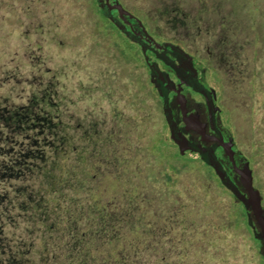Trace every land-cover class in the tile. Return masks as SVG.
Masks as SVG:
<instances>
[{
	"label": "rangeland",
	"instance_id": "rangeland-1",
	"mask_svg": "<svg viewBox=\"0 0 264 264\" xmlns=\"http://www.w3.org/2000/svg\"><path fill=\"white\" fill-rule=\"evenodd\" d=\"M118 1L143 23L155 42L172 40L196 57L203 70L199 75L215 90L219 125L244 161L255 157L256 162L249 164L255 169L260 166L264 178V0ZM88 6L93 8V15ZM99 19L97 0H0V109L47 100L52 105L42 106L48 115L57 114L69 125L72 143L84 131L90 138L85 143L79 139L83 142L79 146L92 143L96 149L92 152L97 153L106 151L101 143L109 142L108 146L115 149L116 163L112 165L101 155H89V175L97 174L93 179L88 177L84 188L72 187L74 191L67 192L64 187L58 192L77 199L66 202L70 206L66 216H73L72 209L79 206L83 219L94 215V200L85 189L95 187L98 197L111 199L117 191L114 178L122 170L130 172L135 184L138 179L149 182L144 169L150 162L153 183L149 187H161L155 178L161 179L160 169L170 170L167 161L161 156L155 163L153 157H144L141 152L134 157L138 144L150 145L160 136L168 142V151H178L171 145L160 97L139 45L122 32L97 25ZM182 93L180 98L187 96L192 108L199 109L201 121L206 122V107L198 104L204 103L203 97L194 89ZM178 110L180 124H187V116L183 122V110ZM76 125L81 128L73 127ZM89 144L87 149L92 150ZM184 155L199 157L191 151ZM50 158L38 162V168H43L41 174L22 182L9 181V189L17 192L16 197L11 192L3 206L9 219L0 231L1 264L13 259L17 264L64 261L65 246L57 247L62 234L50 227L54 216L38 208L42 203H36L41 195L51 196V192L40 189L41 182L58 169ZM126 159L128 164L123 163ZM170 162L180 166L178 161ZM190 165L178 175L177 187L182 196L187 189L192 195L176 219L170 217L178 210L176 204L170 211L161 201L146 208L151 233L143 232L140 237L154 245L147 250L149 264H192L195 256L200 258L202 254L211 256L212 264H262L252 248V233L249 235L243 224L234 226L231 221L229 190L218 184L204 165ZM139 168L143 169L141 174ZM263 189L259 194L264 207ZM28 197L34 204L21 210L20 203ZM157 211L162 215L156 217ZM65 218L64 212L60 213V220ZM86 222L75 221V231L87 232ZM142 227L131 230V235H139ZM216 236L220 250L205 253L200 249V244ZM194 246L199 249L194 250ZM52 247L60 254L56 260H51Z\"/></svg>",
	"mask_w": 264,
	"mask_h": 264
},
{
	"label": "trees",
	"instance_id": "trees-1",
	"mask_svg": "<svg viewBox=\"0 0 264 264\" xmlns=\"http://www.w3.org/2000/svg\"><path fill=\"white\" fill-rule=\"evenodd\" d=\"M121 6L123 7V5ZM110 9L111 13L116 17L111 7ZM113 9L115 11L119 10L118 6H114ZM98 10L100 23L97 21L98 24H96L104 29L110 27L118 31V27L108 17L106 10L102 9L99 4ZM88 11L91 12L90 14H94L91 6H88ZM119 13L121 14L120 10ZM90 14H87L89 18ZM132 21L134 20L132 19ZM134 23L136 22L134 21ZM95 32H97V30L94 31L93 34ZM134 55L135 53L133 56ZM182 94V92L175 93L169 103L173 110L179 111L178 109L181 108L183 110L182 113L187 116L188 122L184 127V132L188 133L191 137L208 139L211 136L208 129V122L201 121L199 109L196 108L194 110L192 108V104L190 103L191 100H189L187 96L180 98ZM160 102L162 104L161 98ZM43 104L47 105V107L52 105L47 100H40L30 105H18L12 109H0V207H2V212L0 213V231L5 225V222L9 219L7 209L3 206L9 194L12 192L16 197L17 192L16 189H9V187H11L9 181L22 182L28 180L27 178H31L32 175L41 174L43 168H38V162L51 160L50 157H52L53 162L56 161L58 169L56 173H50V178H48L46 182L42 181V186L40 187L41 191H45L44 189H46L47 193L51 192V196L41 195L36 203H42L43 205H39L38 208L43 207L53 214L54 217L50 227L51 229H57L58 232L62 234V238H59L61 241L57 247L62 248V246H65V253L63 256L64 261L60 262V264H149L147 258L149 252H147V250L149 251L154 245L147 241L146 238L140 237L143 236V232L144 234L151 233V229L148 226L149 215L146 208L151 207V203L155 204L161 201L167 208L169 207V211L173 208V205L176 204L174 207L178 209V213L171 212L170 217L181 214L183 205H185L184 203H186L192 195V190L190 192V189H187L182 196V192L177 187L180 181L178 175L191 163L192 166L197 168H200L199 164L204 165L211 175L215 177L217 183L221 184L213 169L199 157L187 158L185 155L179 154L177 150L174 152L168 151V142L163 140L162 137L157 136L150 145L146 144L140 147L138 144L137 148H135L136 152L134 157L141 152L144 157L146 155L153 157L155 163L158 162L156 159L161 156L167 161V166L170 170L160 169L161 179L158 180L155 178V182H161V187L157 189H153V186L152 188L149 187V185L153 183L151 182L152 171H150L153 168L150 167V162H148L149 166L144 169L146 171L145 177L149 182L138 179L139 183L135 184L130 172L123 173L122 170V172H119L114 178L116 183L114 187H116L117 191L111 199L105 201V199L103 200L98 197L94 189L95 187L88 186L87 189H85L91 195L90 197L92 200H94V215H92L91 218L88 216L83 219V212L79 206L75 210L72 209L73 216L70 215L67 217V210L70 206L66 205V202H75L77 199H74L75 197H63L61 193L58 192L64 187L67 192L78 189V186L84 188V184L88 182V177L93 179V176L97 173L95 172L89 175L87 164L89 155L91 153H96L92 152L96 149L92 143H88L93 147L92 150L87 149L88 144H85L83 147L78 145L81 141L85 143L86 139L90 138L84 131L79 137L81 141L79 142L78 139L76 142L72 143L70 140L73 139V137H71L67 131V127L70 128L69 125L60 119L57 114L54 117L48 115V111L42 106ZM198 104H203L205 106L204 103ZM216 123L223 140V145L219 149L220 153L218 157L230 178L241 191H246L247 180L249 175H251L253 187L260 192V188H264V178L261 176L260 166L255 169L249 164V162H254L256 160L254 159L255 157L244 161L239 150L233 142L229 140L227 132L219 125L218 121H216ZM166 124L165 122V125ZM77 126L80 127L79 125L73 127ZM203 132H207V136L203 135ZM91 136L93 135L91 134ZM108 143L109 142H106L105 145L101 143L102 147H106V151L97 152L96 154L101 155V158L106 160L107 164L112 165L116 163V161H114L116 154H114V147H109ZM171 145L177 148L173 142H171ZM140 149L142 151H140ZM256 154H258V152H256L255 155ZM72 159L74 163L70 164ZM173 160L180 162V166L170 162ZM123 163L128 164V159ZM73 166L74 169H72ZM78 169H80L79 172H77ZM142 170L143 169L139 168V174H141ZM148 170L150 175L149 172H147ZM133 174L137 175L135 171H133ZM71 180L74 183H72ZM74 184H77V186ZM230 196L232 198L230 199V207L233 210V219H231L233 225L243 224L250 235L252 232L247 224L242 203L239 202L231 192ZM97 197L100 199H97ZM34 202L33 199L28 197L25 202L20 203L21 206L19 208L21 209L22 206L23 208L29 207V205L34 204ZM74 206L76 205H73L71 208H74ZM253 206L258 225L264 232V209L256 204H253ZM236 207H240V210L238 211ZM62 212H64L66 217L63 221L62 219L60 220V213ZM154 215L159 217L162 213L157 211ZM82 220H87V232L81 233L75 231L73 223L75 221L81 223ZM178 221L180 220L178 219ZM152 222L154 224V219ZM139 225H141V227L143 226L144 229L139 235L133 237L131 235V230L141 228L138 227ZM234 226L232 228H234ZM251 241L252 248L262 260V264H264V243L255 239L253 235L251 236ZM193 244L194 243L190 244V246ZM155 245L157 246L156 243ZM218 245L216 236L200 244L199 247L201 250H204L205 253H210L211 250H220ZM199 247L194 246V250L199 249ZM55 249V247H52L49 250V252H51V260H56L55 257L60 255H57ZM153 249L156 250L155 248ZM210 257L208 258L206 255L202 254L200 258H198L196 255L195 258H197V260L192 261V264H212L213 261ZM157 262L156 264H158ZM6 264H17V262L14 263L13 259L7 261ZM18 264H24V262Z\"/></svg>",
	"mask_w": 264,
	"mask_h": 264
},
{
	"label": "water",
	"instance_id": "water-1",
	"mask_svg": "<svg viewBox=\"0 0 264 264\" xmlns=\"http://www.w3.org/2000/svg\"><path fill=\"white\" fill-rule=\"evenodd\" d=\"M97 2L102 9L106 10L108 17L114 22V24L118 27V29H120L121 31L127 34V31L124 29V25L121 22V20H119L111 13V9L108 1L97 0ZM117 6L121 14H124L128 16L130 19H133L138 24L139 28H141L144 31L145 36L143 38L147 42V46L149 47V49L155 53L156 58H161L165 63L170 64L172 67H176V68L182 66L183 65L182 62H185L183 59H185L189 66L188 71L191 72V78L193 79L197 78V70L192 65L193 59L190 53L186 52L180 46L168 41L156 43L147 33L141 21L136 16L132 15L130 12L125 10L119 2H117ZM139 45L141 47V52L144 55V58L147 61V64L150 69L151 82L153 83L154 87L157 89L158 94L162 100V109L168 126L169 137L171 141L177 146L179 154L184 155L187 151L195 152L198 154L199 158L203 162H205L213 169L214 173L219 178L221 184L224 187H226L239 202L242 203L246 214L247 224L251 229L253 237L264 243V232L262 228L258 225L253 204L255 203L256 205H258L263 209L264 207L261 205L260 200L257 199L254 195L253 192L254 187L252 184L251 175H249L247 180L246 191H241L238 188V186L233 182V180L230 178L229 174L223 167L216 152L217 148L223 145V140L216 123V112L218 110V106L215 104V98H216L215 90L213 88H208L200 81H197V83L194 82L192 84V89H194L203 96L204 103L207 109L208 129L212 137H211V141H206L202 138L191 139L182 130L179 123L175 120L173 110L169 103L170 97L168 95V92H166V89H162L160 87L157 78L162 79L164 82L169 83V85H166L167 91L175 86L173 80L170 78L168 72L162 74L156 61H152V62L148 61V56L146 54L147 47L143 46L141 42H139ZM167 47H169L170 50H173L174 53H177L179 55L173 59L166 51L162 53L161 50Z\"/></svg>",
	"mask_w": 264,
	"mask_h": 264
},
{
	"label": "flooded vegetation",
	"instance_id": "flooded-vegetation-1",
	"mask_svg": "<svg viewBox=\"0 0 264 264\" xmlns=\"http://www.w3.org/2000/svg\"><path fill=\"white\" fill-rule=\"evenodd\" d=\"M108 1V3H109V5H110V7L112 8V11L115 13V15H116V17L119 19V20H121V22L123 23V25H124V29L127 31V34L125 33V32H123V31H121L120 29H118V31L119 32H122L126 37H128L129 39H132V40H134L138 45H139V42H141V44L143 45V46H145V47H147V49H146V54H147V56H148V61L149 62H152V61H156L157 62V64H158V67H159V69L161 70V72H162V74H164L165 72H168L169 73V76H170V78L173 80V82H174V87L173 88H171L170 90H168L167 91V88H166V85H169V83H167V82H164L162 79H159V78H157V81H158V84L160 85V87L162 88V89H166V92H168V95H169V97H170V99L174 96V94L175 93H177V92H183V91H185V90H187V89H192V84L195 82V83H197V81H200V82H202L205 86H207L208 88H211L210 86H208L207 85V83L202 79V77H201V75H199V74H201L202 73V68L198 65V61H197V59H196V57L192 54V53H190L191 55H192V59H193V66L196 68V70H197V78H191V72H189L188 70V64H187V62H186V60L185 59H183L185 62H182L183 63V65L182 66H180V67H178V68H176V67H172L170 64H167V63H165L161 58H156V55H155V53L153 52V51H151L150 49H149V47L147 46V42L144 40V36H145V33H144V31L141 29V28H139V26H138V24L137 23H134V21H132V19H130L128 16H126V15H124V14H120L119 13V10H117V11H115L114 9H113V7L114 6H117V0H107ZM119 2V1H118ZM120 3V2H119ZM122 5V4H121ZM142 23V22H141ZM142 25H143V23H142ZM143 27H144V25H143ZM145 28V27H144ZM145 30L147 31V33L149 34V32H148V30L145 28ZM150 35V34H149ZM151 36V35H150ZM165 41H168V42H171V43H173V44H176V45H178L177 43H175V42H172V40H163V41H160V42H156V43H161V42H165ZM179 46V45H178ZM139 47H140V45H139ZM140 49H141V47H140ZM185 50V49H184ZM167 52L169 55H170V57L171 58H176L179 54H177V53H174V51L173 50H170L169 49V47H167V48H163L162 50H161V52L163 53V52ZM186 51V50H185ZM188 52V51H187ZM189 53V52H188ZM144 63H145V65H146V67H147V69H148V73H149V77L151 78V73H150V69H149V66H148V64H147V61L145 60V58H144ZM155 78V77H154ZM150 81H151V79H150ZM156 89V88H155ZM156 91H157V89H156ZM157 93H158V91H157ZM200 94V93H199ZM159 95V94H158ZM201 95V94H200ZM202 96V95H201ZM160 97V96H159ZM203 97V96H202ZM161 98V97H160ZM204 100V99H203ZM205 104V103H204ZM205 107H206V105H205ZM172 108V107H171ZM173 110V109H172ZM207 110V109H206ZM179 111H177V110H173V114H174V118H175V120L179 123V125L181 126V128H182V130L184 131V127H185V125H183V124H180V122H179V118H178V116H179V113H178ZM182 116H183V122H185V120H187L186 119V115H184V113H182ZM218 119H217V112H216V121H217ZM207 122H208V118H207ZM210 132V131H209ZM186 133V132H185ZM187 135H188V137H190L191 139H197V138H201V137H191L188 133H186ZM211 134V133H210ZM222 136V135H221ZM211 137L212 136H210L208 139H204V138H202V139H204V140H206V141H211ZM220 147H222V146H219L218 148H217V150H216V152H217V155H219V149H220ZM253 192H254V195H255V197L257 198V199H259L260 200V202H261V197H260V194H259V191L257 190V189H255L254 188V190H253ZM251 197V196H250ZM255 204V203H254Z\"/></svg>",
	"mask_w": 264,
	"mask_h": 264
}]
</instances>
